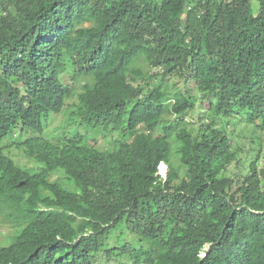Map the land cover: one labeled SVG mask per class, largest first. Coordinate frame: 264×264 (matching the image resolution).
<instances>
[{"label":"trees","instance_id":"trees-1","mask_svg":"<svg viewBox=\"0 0 264 264\" xmlns=\"http://www.w3.org/2000/svg\"><path fill=\"white\" fill-rule=\"evenodd\" d=\"M236 129L264 134V0H0V264H264Z\"/></svg>","mask_w":264,"mask_h":264},{"label":"rangeland","instance_id":"rangeland-1","mask_svg":"<svg viewBox=\"0 0 264 264\" xmlns=\"http://www.w3.org/2000/svg\"><path fill=\"white\" fill-rule=\"evenodd\" d=\"M230 1V0H227ZM254 8L257 9V5L254 3ZM178 86H182V82L178 80ZM199 106V104H198ZM202 107L204 108L205 106L202 105ZM69 110V109H68ZM67 117H68V111L66 110V112L64 113V110H62L59 114L56 115H51L46 121H45V125H46V131L48 132H52L51 133V138L50 139H55V138H62L64 135H66V133L69 131V126L66 124L67 123ZM187 122L189 124H191V127H194L195 125L192 122L191 118H188ZM207 122V121H206ZM45 129V128H44ZM71 129L73 131H77L78 133L82 134V136L87 139V140H93V139H99L97 141V146L100 148H104L107 147L109 145V143L105 140H107L109 138V136L107 135V129L101 127L98 128L96 130H93L91 128H87L85 126H77L75 129L74 127H71ZM231 130V129H230ZM72 133V132H71ZM237 135H240V141H239V147H242V151L247 152V151H253L255 150L256 147V142H257V138L261 140V160H260V166L264 167V134H260L258 131L252 130V133L250 135V137H245V136H249V135H245V131L243 129H236L235 132ZM17 137V135H16ZM23 138V137H22ZM254 139V143H251V141ZM176 158L173 156V160H175ZM21 163V162H20ZM25 163L24 161H22L21 163V167H24ZM28 165L30 167H36L37 165L35 164L34 161H29ZM28 165L26 164V167H28ZM160 173L162 176L166 177L167 174V168L164 165H160ZM55 177H53L54 179ZM58 178H61L58 177ZM8 229V224L6 219L1 218L0 219V246H7L9 244V236L11 234L10 231L7 230Z\"/></svg>","mask_w":264,"mask_h":264},{"label":"clouds","instance_id":"clouds-1","mask_svg":"<svg viewBox=\"0 0 264 264\" xmlns=\"http://www.w3.org/2000/svg\"><path fill=\"white\" fill-rule=\"evenodd\" d=\"M160 165H164V164L161 163V164H159V166H160ZM159 166H158V168H157V172H158V174H159L162 178H165V176H162V175H161V173H160V167H159Z\"/></svg>","mask_w":264,"mask_h":264}]
</instances>
